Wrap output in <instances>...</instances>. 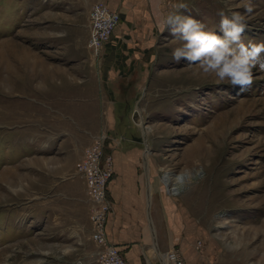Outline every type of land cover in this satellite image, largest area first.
I'll return each instance as SVG.
<instances>
[{
    "label": "rangeland",
    "instance_id": "obj_1",
    "mask_svg": "<svg viewBox=\"0 0 264 264\" xmlns=\"http://www.w3.org/2000/svg\"><path fill=\"white\" fill-rule=\"evenodd\" d=\"M93 3L120 0H0V264H96L76 166L99 135L132 166L127 181L112 167L108 238L125 200L143 264H161L155 228L186 237L196 264H264V71L244 90L217 82L173 60L182 42L161 24L183 3L223 35L218 12L236 11L245 45L264 44V0H129L97 55ZM165 174L183 179L175 195Z\"/></svg>",
    "mask_w": 264,
    "mask_h": 264
},
{
    "label": "clouds",
    "instance_id": "obj_2",
    "mask_svg": "<svg viewBox=\"0 0 264 264\" xmlns=\"http://www.w3.org/2000/svg\"><path fill=\"white\" fill-rule=\"evenodd\" d=\"M174 12L162 19V31L171 30L174 39L181 41V46L174 48L172 58L177 63L181 60L198 65L205 75H214L217 82H229L234 87L244 90L253 82V69L264 71V44L245 45L241 37L246 30L245 15L232 11L230 16L223 10L220 30L217 35L206 30V25L191 16L180 13L187 5L179 3L173 6ZM245 13H251V3L244 4Z\"/></svg>",
    "mask_w": 264,
    "mask_h": 264
},
{
    "label": "built area",
    "instance_id": "obj_3",
    "mask_svg": "<svg viewBox=\"0 0 264 264\" xmlns=\"http://www.w3.org/2000/svg\"><path fill=\"white\" fill-rule=\"evenodd\" d=\"M119 21L117 12L101 3H93L87 12V42L93 55L101 51ZM105 136L99 135L83 149L76 166V176L82 181L85 195L92 208L89 215L90 241L97 247L96 264H126L116 245L107 239L106 223L110 204L106 196V187L112 174V153L107 150ZM104 150L107 152L105 153ZM164 264H185L174 249L162 255ZM62 264H81L72 261Z\"/></svg>",
    "mask_w": 264,
    "mask_h": 264
},
{
    "label": "crops",
    "instance_id": "obj_4",
    "mask_svg": "<svg viewBox=\"0 0 264 264\" xmlns=\"http://www.w3.org/2000/svg\"><path fill=\"white\" fill-rule=\"evenodd\" d=\"M136 2L140 4V0H136ZM128 3H129V0H120L119 8L117 9V11L115 9L113 10H115L119 16L120 15L119 12H122L124 10L123 8L124 5H127ZM114 4L115 3H112V5ZM86 30H87V22H86ZM87 36H88V32H87ZM107 42L103 45L102 48L106 46ZM123 156L124 155L122 154H116L114 156L112 167H113V171L115 172H119L120 174L125 173L126 175L124 177L126 178V181H127L129 179L132 166L127 164L128 162L125 159L126 157H123ZM123 201L124 202L121 205H119V207L115 210L116 214L114 213L115 216H114L113 223H112L113 236H111L112 238L107 237V239L116 245V247L119 250L120 256L122 257L123 260H125L126 264H143L140 261V256L144 257L145 253L147 252L145 249H143L144 250L143 252L142 249L139 248L143 246H140L139 241H135V239H137L138 237L140 238V227L139 226L137 227V225L134 223L133 218L129 213L130 208L125 203V200ZM185 226L187 225L185 224ZM185 226L184 228L187 232L188 228H186ZM112 230H111V233H112ZM154 234L156 237L155 245H156V249L158 253L159 251L165 253L168 249V246L171 245L179 253L180 257L182 258L185 264H196L197 263V260H196L197 255L193 252V250H191L187 246L186 237L180 236L179 233L178 235L175 234V230H173L171 236L168 237V234L162 228L160 229L155 228ZM149 257L151 258V255ZM155 259H156V256H155Z\"/></svg>",
    "mask_w": 264,
    "mask_h": 264
},
{
    "label": "bare ground",
    "instance_id": "obj_5",
    "mask_svg": "<svg viewBox=\"0 0 264 264\" xmlns=\"http://www.w3.org/2000/svg\"><path fill=\"white\" fill-rule=\"evenodd\" d=\"M148 130L144 131V135L146 136ZM183 179L181 176H170L169 174H165L160 178V183L164 186L166 192L169 195H175L178 191V186L182 183ZM148 193L145 196L146 206L148 207ZM151 231V230H150ZM161 264L163 263L162 257H160Z\"/></svg>",
    "mask_w": 264,
    "mask_h": 264
}]
</instances>
